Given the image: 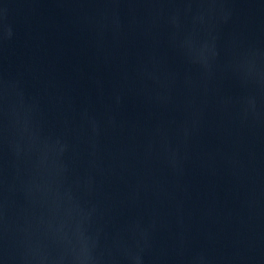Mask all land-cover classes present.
Listing matches in <instances>:
<instances>
[{
    "label": "water",
    "instance_id": "water-1",
    "mask_svg": "<svg viewBox=\"0 0 264 264\" xmlns=\"http://www.w3.org/2000/svg\"><path fill=\"white\" fill-rule=\"evenodd\" d=\"M0 264H264V0H0Z\"/></svg>",
    "mask_w": 264,
    "mask_h": 264
}]
</instances>
